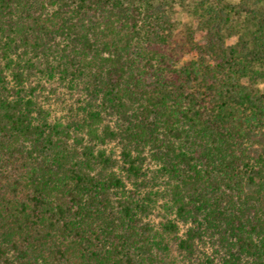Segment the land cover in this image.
<instances>
[{"label": "trees", "instance_id": "trees-1", "mask_svg": "<svg viewBox=\"0 0 264 264\" xmlns=\"http://www.w3.org/2000/svg\"><path fill=\"white\" fill-rule=\"evenodd\" d=\"M1 44L0 264H264V0H0ZM37 64L107 118L52 122Z\"/></svg>", "mask_w": 264, "mask_h": 264}, {"label": "rangeland", "instance_id": "rangeland-1", "mask_svg": "<svg viewBox=\"0 0 264 264\" xmlns=\"http://www.w3.org/2000/svg\"><path fill=\"white\" fill-rule=\"evenodd\" d=\"M181 23H185V19H181ZM1 46L2 44L0 45V68H3L6 60L2 58ZM8 55L11 59H15L11 53H8ZM185 58L188 59V57ZM39 69L44 70V74L39 73ZM45 70V66L41 64H37L33 69H24L23 73L26 78L24 83V94L29 93V91L33 89L31 93L32 97L37 99L43 110L47 111L49 114L48 118L52 120V122L56 121L66 125L71 121L83 119L89 112L93 113L96 111L100 112L104 120L107 118L100 107H98L97 102L89 96V90H86L85 87L79 83H70L67 80H62L57 73H52L50 71L46 72ZM10 72V70H6L5 76L8 85L13 87L15 82ZM262 87L264 88V85H262ZM28 96H30V94ZM105 151L107 154H112V157L118 158L119 149L114 146L113 143L106 145ZM145 171L147 179H149L150 176H152L151 172L153 171V167H147ZM121 175H124V173H121ZM136 181L138 182V180ZM125 182L126 187L132 189V181L126 180ZM146 191H151L155 194L152 197L155 202L150 214L151 223L155 227H158L160 222L166 219L172 220L178 225L179 235L183 234L187 226L179 222L174 213L169 212V209L166 211L168 198L161 196L163 185L156 183L154 186H149ZM143 192H145V190H141L140 194L142 195ZM213 254L214 253L209 247H202L200 243H198L195 252L190 255V262L187 263L205 264L204 260L208 256L213 259L211 264H219L220 262L215 259L216 257Z\"/></svg>", "mask_w": 264, "mask_h": 264}]
</instances>
